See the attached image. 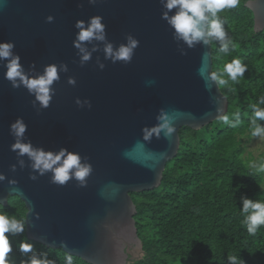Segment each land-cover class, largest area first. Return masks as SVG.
Listing matches in <instances>:
<instances>
[{"label": "water", "instance_id": "water-1", "mask_svg": "<svg viewBox=\"0 0 264 264\" xmlns=\"http://www.w3.org/2000/svg\"><path fill=\"white\" fill-rule=\"evenodd\" d=\"M246 6L254 14L255 31L264 32V0H249ZM161 13L159 0H98L94 6L87 0H0V42L15 43L26 70L33 63L38 72L52 63L69 67L43 110L33 108L34 97L26 89L12 88L0 67V174L6 177L0 182V205L12 196L24 202L29 239L90 264L140 259L144 251L131 194L160 187L168 162L178 155L183 127L200 130L228 112V98L208 78L212 44L188 48L174 41ZM49 15L54 22H46ZM96 15L104 17L115 45L125 43L128 34L140 41L130 64H113L101 50L80 66L72 46L74 25ZM97 58L106 65L103 71ZM69 77L77 80L75 87L67 83ZM77 98L90 100L92 108H80ZM161 108L176 132L167 140L143 141L141 129L156 123ZM18 117L28 125L26 136L34 146L64 147L88 158L93 170L86 187L75 180L55 185L50 173L30 179L31 169H21L11 151L10 125Z\"/></svg>", "mask_w": 264, "mask_h": 264}, {"label": "trees", "instance_id": "trees-1", "mask_svg": "<svg viewBox=\"0 0 264 264\" xmlns=\"http://www.w3.org/2000/svg\"><path fill=\"white\" fill-rule=\"evenodd\" d=\"M240 0L220 13L225 30L237 48L225 55L214 41L213 72L239 58L248 71L238 82L220 86L228 98L226 115L240 112L241 124L229 127L217 119L200 130L183 127L178 155L168 162L160 187L132 193L143 256L131 264H228L237 256L244 264H264V226L250 235L243 225L241 197L264 201V177L248 165L243 137L252 136V105L264 98V32L255 31L253 12ZM227 79V77H225ZM264 107V105H260ZM264 124V121H258ZM7 214L25 223L23 233L10 237L13 264H22L33 253H46L55 264H66V252L28 238L27 208L18 196L0 205ZM21 242L33 246L20 251ZM73 264H90L71 255Z\"/></svg>", "mask_w": 264, "mask_h": 264}, {"label": "clouds", "instance_id": "clouds-1", "mask_svg": "<svg viewBox=\"0 0 264 264\" xmlns=\"http://www.w3.org/2000/svg\"><path fill=\"white\" fill-rule=\"evenodd\" d=\"M90 5H96L98 0H87ZM240 0H159L162 7L161 19L166 22L172 30L174 41H181L188 48H194L197 44L209 46L214 41L219 42V51L225 55L237 48L234 40L228 36L224 21L220 13L226 9H233L239 5ZM81 7L83 5H80ZM55 17L49 15L47 23L54 22ZM76 31L72 46L77 50L81 67H84L92 60L93 54L103 51L104 59L110 60L113 64L122 62L130 64L134 58L135 51L140 45V41L131 34L125 37L126 42L115 45L108 40L107 25L104 17L100 15L92 16L87 21L77 20L74 25ZM103 45L101 49L100 45ZM91 45V47H89ZM15 43L12 41L0 42V67L5 69L4 79L7 80L12 88L20 89L23 87L29 95L33 96V108L39 105V109H48L56 94L55 84L61 79V73H67L69 67L66 63H52L45 65L42 72L36 70L33 63L29 69H25L22 64L21 56L15 52ZM186 52L181 51V55ZM97 65L101 71L106 68L105 63L97 58ZM248 71L247 65L241 59L233 58L224 64L222 71L209 72L208 78L220 86H225L228 81L238 82L239 78L244 77ZM227 77V79H225ZM67 83L75 87L77 80L69 77ZM75 103L80 108L85 106L92 108L90 100L77 98ZM264 98L259 104L252 105V119L250 121L252 136L264 138ZM218 113L222 109L217 110ZM39 112V110L37 111ZM229 127L236 128L241 124L240 112L237 111L230 119L228 115L220 117ZM28 125L22 117H18L10 125V135L14 138L11 151L16 153L17 164L21 169L28 167L32 171L30 179L35 181L38 177L51 174L50 182L65 186L70 181L75 180L78 186L86 187V179L92 172V165L87 157H82L79 152L70 151L68 148H60L58 151L45 150L43 147L34 146L26 133ZM176 132L173 119L169 116L166 109L161 108L156 116V123L152 126H145L141 129L142 140L151 142L153 138L169 139ZM27 158V162L25 160ZM17 164L11 165V171L16 172ZM257 172L264 173V164H251ZM6 177L0 174V182ZM16 181L10 180L9 185H15ZM244 216L243 225L250 235H255L257 230L264 226V201L241 197ZM25 223L22 219L18 220L15 216L0 214V264H13L8 259L13 251L10 237L23 233ZM20 251L32 253L31 244L21 242ZM22 264H55L50 260L46 253H33ZM66 264H73L71 255L66 256ZM228 264H244L237 256L229 255Z\"/></svg>", "mask_w": 264, "mask_h": 264}, {"label": "rangeland", "instance_id": "rangeland-1", "mask_svg": "<svg viewBox=\"0 0 264 264\" xmlns=\"http://www.w3.org/2000/svg\"><path fill=\"white\" fill-rule=\"evenodd\" d=\"M242 140L246 148L244 158L248 165L255 164L258 166L264 164V138L246 136ZM262 174L264 177V173ZM262 187L264 189V183Z\"/></svg>", "mask_w": 264, "mask_h": 264}]
</instances>
